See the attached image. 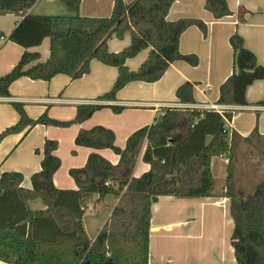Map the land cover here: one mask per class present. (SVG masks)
Segmentation results:
<instances>
[{
  "label": "trees",
  "instance_id": "obj_1",
  "mask_svg": "<svg viewBox=\"0 0 264 264\" xmlns=\"http://www.w3.org/2000/svg\"><path fill=\"white\" fill-rule=\"evenodd\" d=\"M37 0H0V12L22 13ZM81 0H59L69 16H25L13 29L9 41L24 49L17 65L0 77V96L9 97V86L22 77L33 81H50L57 75L77 80L89 73L91 60L117 69L116 80L107 93L97 100L114 102L119 91L132 82L155 83L169 66L185 62L195 67L194 55L179 51L181 34L198 27L205 36V25L195 19L167 20L174 0H133L125 4L115 0L107 18L78 16ZM204 9L215 20L231 16L226 0H205ZM244 11L238 13L243 22ZM128 34L130 44L118 53L108 51L107 42L122 40ZM49 40V57L43 63L29 49ZM233 52L231 75L219 87L216 105L248 106L246 90L254 82L264 80V68L255 55L243 46L237 34L229 38ZM149 50L147 59L136 71H130L126 60ZM194 84L184 82L176 92L179 104L193 105ZM264 107V98L255 104ZM18 122L0 133V141L10 134L35 126L66 128L82 124L92 115L109 108L115 114L124 110L117 106L79 105L72 122L49 119L44 113L29 119L21 104L12 103ZM231 113L222 115L212 110L167 108L153 124L131 134L123 149L115 146L111 130L94 127L81 130L76 146L93 150L108 149L119 157L110 164L91 153L84 167L71 169L69 176L77 190H57L53 175L60 168L54 155L55 141L46 140L40 170L31 178V189L22 188L23 176L16 172L0 175V262L3 264H148L151 205L160 196L208 198L213 196L214 181L210 161L227 156L231 160L225 122ZM253 136H257L255 131ZM252 136V137H253ZM142 162L148 172L139 178L132 171L142 149ZM229 181V174L227 177ZM98 201L107 195L119 197L108 221L93 241L83 226V216L91 196ZM229 201L228 215L233 222L230 244L237 264H264V181L254 194L243 200L226 184L224 194ZM40 200L43 210L31 211L27 203Z\"/></svg>",
  "mask_w": 264,
  "mask_h": 264
},
{
  "label": "crops",
  "instance_id": "obj_2",
  "mask_svg": "<svg viewBox=\"0 0 264 264\" xmlns=\"http://www.w3.org/2000/svg\"><path fill=\"white\" fill-rule=\"evenodd\" d=\"M41 1L37 0L29 10L22 13L0 12V77L17 65L24 52L23 48L8 39L17 23L28 15H70L59 0L53 6L46 5L47 3L41 5ZM122 1L130 4L133 0ZM114 2L115 0H81L78 16L107 18L112 13ZM204 2L205 0H174L167 15L170 22L195 19L205 25V36L198 27L193 26L184 31L179 40L180 53L196 56L197 66L175 62L155 83L127 84L117 93L114 102L97 99L110 91L117 77V69L97 60H91L89 73L77 80L57 75L47 82L33 81L26 77L14 81L8 89L9 97L0 96V133L19 120L12 103L21 104L26 116L34 121L45 113L52 120L72 122L79 105L117 106L124 110L115 114L111 109L103 108L82 124H72L66 128L38 125L31 130L26 128L20 133L6 136L0 141V175L6 172L20 173L23 176L22 188L31 189L30 178L40 170L41 162V156L35 151L42 150L44 142L50 140L57 143L54 155L61 163L52 178L54 187L62 191L77 190L69 171L84 167L91 153L98 154L112 165L119 161V157L108 149L93 150L76 146L74 140L79 131L94 127L111 130L115 136V146L123 149L131 134L152 125L164 109L208 110L216 105L219 87L232 73L233 52L229 38L234 34L242 38L244 48L252 52L257 63L264 68V0H226L232 15L221 20H215L204 9ZM240 10L245 12L241 23L237 18ZM46 42L48 54H45V49H40ZM129 44L130 37L126 34L122 40L111 38L107 47L109 52L118 53ZM40 46L29 51L39 53L38 62L43 63L49 57V40L44 39ZM148 52L149 50H144L136 57L126 60L127 68L136 71L147 59ZM184 82L194 84L193 105L179 104L175 98L177 88ZM245 98L248 106L218 105L223 112L231 113L232 116L228 122L231 160L227 156L211 159L213 196H160L151 205L148 264H237L230 244L233 222L228 215L229 201L224 194L228 182L236 197L245 200L264 181V107L255 105L264 98V80L249 86ZM255 131L257 136H253ZM143 150L144 148L132 171L133 178H139L149 170V165L142 162ZM239 155L246 157L248 163L258 161L259 158L262 160L258 166L263 168L259 182L256 183L255 180L259 177L250 182V178L244 176L243 181H235L238 169L234 160ZM233 164L235 168L232 167ZM37 201L40 200L27 203L31 211L45 208L41 201V205ZM118 201L119 197L114 195H107L101 201H98L97 195L91 196L87 204L89 210L85 214L93 213L99 207V215L94 216L93 238L88 234L85 214L82 220L91 241L108 221ZM226 228L231 232L225 231Z\"/></svg>",
  "mask_w": 264,
  "mask_h": 264
},
{
  "label": "rangeland",
  "instance_id": "obj_3",
  "mask_svg": "<svg viewBox=\"0 0 264 264\" xmlns=\"http://www.w3.org/2000/svg\"><path fill=\"white\" fill-rule=\"evenodd\" d=\"M56 3H58V0H42L41 1V5H45L46 4V5L53 6V5H56ZM40 49L41 50L45 49V54H48V44H47V42L45 44L41 45ZM246 160H247L246 157H243V156H240V155L236 156V158L234 160V164L235 165L237 164V169L238 170L236 171L237 172L236 175H237L238 178H236L235 181H241V180L243 181L242 177L244 176L245 178L247 177V179L250 178V182H253V180H251V179H255L256 177H259V178L255 179L256 183L259 182L261 180L260 176L262 174L261 171H262L263 168H260V167L258 168V166L262 163V160L259 158L258 161L256 160L255 162H250V163H248ZM234 164L232 166L233 168H235ZM36 203L38 205H41L40 201H37ZM90 204H93V202H91ZM90 209H92V206H91ZM98 210H99V207L97 206L93 213L87 212L85 214L86 223H87V226H88V234H89L90 238H93V236H94V232H95L94 231L95 230L94 229V224H95L94 216L99 215V214H97ZM225 231H227L228 233L231 232V230H228L227 228L225 229Z\"/></svg>",
  "mask_w": 264,
  "mask_h": 264
},
{
  "label": "built area",
  "instance_id": "obj_4",
  "mask_svg": "<svg viewBox=\"0 0 264 264\" xmlns=\"http://www.w3.org/2000/svg\"><path fill=\"white\" fill-rule=\"evenodd\" d=\"M208 110H212V111H215L217 113H219L220 115H222L224 112H223V109L218 106V105H213L211 106ZM225 128L227 129L228 131V134H229V129H228V121L225 122ZM229 136V135H228ZM89 210L88 208L86 209V211Z\"/></svg>",
  "mask_w": 264,
  "mask_h": 264
},
{
  "label": "water",
  "instance_id": "obj_5",
  "mask_svg": "<svg viewBox=\"0 0 264 264\" xmlns=\"http://www.w3.org/2000/svg\"><path fill=\"white\" fill-rule=\"evenodd\" d=\"M86 264H89V263H86ZM107 264V263H106Z\"/></svg>",
  "mask_w": 264,
  "mask_h": 264
}]
</instances>
